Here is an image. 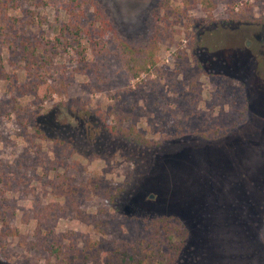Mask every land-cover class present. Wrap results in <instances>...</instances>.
I'll return each mask as SVG.
<instances>
[{
  "label": "rangeland",
  "instance_id": "rangeland-1",
  "mask_svg": "<svg viewBox=\"0 0 264 264\" xmlns=\"http://www.w3.org/2000/svg\"><path fill=\"white\" fill-rule=\"evenodd\" d=\"M80 1L0 0V264H264V0ZM93 5L137 76L56 39ZM142 212L178 218L176 259L137 253Z\"/></svg>",
  "mask_w": 264,
  "mask_h": 264
},
{
  "label": "trees",
  "instance_id": "trees-1",
  "mask_svg": "<svg viewBox=\"0 0 264 264\" xmlns=\"http://www.w3.org/2000/svg\"><path fill=\"white\" fill-rule=\"evenodd\" d=\"M6 2H12L15 3L18 0H3ZM76 1V6L81 8V3L84 1L80 0H72ZM92 16L93 19L87 26H81L79 24H65L60 26V32H58L57 38L60 40L61 43L65 45L64 48H71L73 47L74 40H78L79 36L81 34H85L88 36V39L92 35L98 36L100 41H106L109 38H114L115 40L119 41L120 45V52L125 58V62L127 65V70L133 74V76H137L138 73H140L150 62L152 56L151 54L144 56L143 58H139L135 55V48L131 47L128 43L121 40L116 32L114 31L112 25L109 22V19L106 17V15L102 12L100 8H98L96 5H93L92 10ZM68 30L69 35L74 34L75 37H68L65 36V31ZM73 30V31H72ZM39 133L40 131L37 130ZM45 138V137H43ZM128 138L131 139L133 142L137 144H146L148 141L145 138L144 135L140 134L136 131L134 127L130 128L128 131ZM140 216L145 221L146 229L145 231L149 235L148 240L140 241L139 247L137 253H142L143 257H150L151 253H155V250H157V256L160 259L163 258H169V259H176L177 254L179 253L180 247L183 244V237L185 235V229H181L176 223L178 222V218L176 216L171 215H162V214H150L148 212H142L140 213ZM175 220V221H173ZM180 223V222H179ZM262 238V241L264 243V230L259 234ZM161 237L163 239H161ZM153 243L155 244L153 246ZM162 244H166L168 253H162L161 246ZM135 257L133 254H124V261L123 264H132L127 263L128 260H131ZM139 264H141V261H139ZM157 264H164V262L160 261Z\"/></svg>",
  "mask_w": 264,
  "mask_h": 264
}]
</instances>
